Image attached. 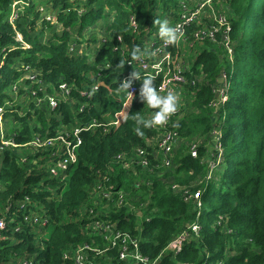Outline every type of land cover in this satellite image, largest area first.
<instances>
[{
	"label": "trees",
	"instance_id": "16d2710c",
	"mask_svg": "<svg viewBox=\"0 0 264 264\" xmlns=\"http://www.w3.org/2000/svg\"><path fill=\"white\" fill-rule=\"evenodd\" d=\"M15 1L23 4L12 24ZM204 1L0 0V109L6 139L20 145L0 150V220L6 224L0 230V264H74L69 257L81 247L105 250L109 244L91 228L99 219L118 222L139 240L141 254L159 258V264H264V0L213 4L231 25L233 61L220 45L221 34L217 43L196 42L191 51L184 44L191 66L172 119L183 144L170 167L156 153L164 130L135 131L132 117L148 119L155 111L139 99L142 81H134L137 92L123 123L109 126L125 99L122 77L138 71L131 52L148 37L162 40L154 20L167 19L174 27L184 8L194 10ZM197 28V22L186 27L190 41ZM106 64L112 70L102 74L105 86L94 93L99 67ZM28 68L36 82L24 80ZM62 85L69 89L66 98L59 95ZM153 85L158 89L159 81ZM220 85L224 102L214 90ZM49 96L59 100L54 110L37 103ZM92 123L97 126L83 129ZM65 128L80 130L78 161L53 177L50 168L60 159L54 149L31 151L25 145L36 137L56 138ZM212 137L219 149L211 151ZM139 150L150 155L149 167L135 163ZM121 155L135 164L124 169ZM100 186L112 193L111 200L99 197ZM116 192L125 194L121 207ZM192 224L200 231L190 233L184 250L163 254ZM118 257V248L90 255L95 264H116Z\"/></svg>",
	"mask_w": 264,
	"mask_h": 264
},
{
	"label": "built area",
	"instance_id": "2783aa9c",
	"mask_svg": "<svg viewBox=\"0 0 264 264\" xmlns=\"http://www.w3.org/2000/svg\"><path fill=\"white\" fill-rule=\"evenodd\" d=\"M217 0H206L203 3L199 4L196 9L190 10L189 8H184V13L179 23H177L174 28L177 29L178 33H180V39L175 44H165L163 40H159L158 37L147 38L144 45L139 47L140 58L138 60L131 61V65L136 63L138 68V73L143 75H151L154 77V80L159 81L158 91L160 93L166 94L168 90H173L178 92L179 87L187 84V78L185 73L189 71L190 64L187 65L185 60V52L183 50L184 44H187L188 49L191 51V48L194 46V43L200 41H210L212 43H217L218 34H221V43L220 45L224 46L228 56L231 61H233L234 56V48L230 38L231 25L229 23L228 18L218 12L213 4ZM23 4L21 1L13 2V11L10 18L11 23L17 19V7L18 5ZM43 11V10H42ZM48 21H55V18L49 17ZM206 21V23H204ZM197 22L198 28L193 32L192 38L193 41H190L189 37L186 36V27L190 26L192 23ZM131 26L135 30H137V24L135 19L131 20ZM17 40L23 42L22 35L18 32ZM153 39V40H151ZM151 40V41H150ZM118 42L121 45V49L123 53L128 52L129 48L124 43L123 38L121 36L118 37ZM146 44H148L146 46ZM27 46V45H25ZM4 66L3 60L0 61V78L2 74V68ZM101 74H107L111 72V66L106 64L104 66L99 67ZM29 71V76L24 77V80L27 79L29 81L36 82L37 75L35 72L26 69ZM101 75L97 76L96 84L93 85V89H95L94 93L97 92L101 83H103L101 79ZM131 78L130 75H125L122 77L121 82ZM226 77L223 76V82ZM135 79L131 87L129 88V92L132 94L133 99L137 92V87L134 84ZM204 81L203 78H197L193 80V84H200ZM219 88L214 89L215 92L220 93L221 102L226 101L227 96L224 93V89ZM14 90L17 92V87L14 86ZM85 93V92H84ZM93 93V92H92ZM69 94V89L66 85L60 86L59 95L62 98H66V95ZM36 91H32V96L36 97ZM133 99L128 96V93L125 92V99L122 104L121 110L115 114L114 120L109 124L110 127H119L126 118L128 110L133 102ZM220 102V103H221ZM38 105L47 104L49 109L54 110L59 103V100L55 96H49L44 99L38 98ZM216 107L217 105H213ZM180 110V106L177 111L169 118L168 122L159 127L163 129L164 132L161 134L158 142H157V151L159 155L163 157V163L165 166L170 167L173 164V152L175 150L176 143L178 142V133L173 127L172 119L175 118ZM3 116L4 110L0 109V150H5L6 148H17L20 145L16 144L13 139H6L4 135V125H3ZM97 126V124L92 123L85 126L83 129H90ZM158 129V127H154ZM80 130L73 129L68 130L64 129L62 134L57 136L56 138H48L43 139L41 137H36L31 143L25 145L35 151H45L52 150L53 155L60 156V159L56 161L54 165L50 168V174L53 177L63 176L70 169L71 166L77 163L78 155L77 151L82 144V140L80 138ZM59 146V147H58ZM58 148V149H57ZM148 154V153H147ZM144 150H139L136 154L137 161L136 164L142 165L144 168L150 166V159ZM192 157H197V151L193 147L191 149ZM150 156V155H149ZM123 168L128 170L132 167L133 164L131 161L127 160L125 156L121 155L117 158ZM97 194L99 197L103 199H112L111 192H105L103 186L98 188ZM118 195V206L121 207L125 202V194L123 192H116ZM196 200H200V194L197 193L194 195ZM201 207V203H199ZM10 209V208H8ZM37 222V221H36ZM6 226L3 220H0V230L4 229ZM91 228L94 229L100 236L103 237L104 241H106L110 247H107L105 250H100L94 246H84L77 249L70 259L73 260L74 264H95L90 255L101 256L104 253L108 252L109 249L118 248L119 257L117 259L116 264H159L160 260L157 258L156 260L150 261L147 257L143 256L140 251V243L139 240L130 234L122 231L118 227V222L112 221H102L101 219L95 220L92 222ZM200 231V227L197 224L190 225L185 231H183L177 238H175L165 249L163 254L171 253L174 255H178L184 250L185 244L189 240V235L191 232L198 234ZM1 235V234H0ZM68 258V257H66ZM23 264H32L31 262H25Z\"/></svg>",
	"mask_w": 264,
	"mask_h": 264
},
{
	"label": "clouds",
	"instance_id": "9594fccd",
	"mask_svg": "<svg viewBox=\"0 0 264 264\" xmlns=\"http://www.w3.org/2000/svg\"><path fill=\"white\" fill-rule=\"evenodd\" d=\"M153 23L158 26V35L165 44H175L180 39L181 34L178 33L176 28L170 26L167 19H156ZM131 58L133 60H138L140 58L139 49H134L131 52ZM134 79L142 81L139 89V99L144 104H147L150 109H155L148 119L139 115L132 117L136 123V133L138 135H143L142 128L162 127L168 122L169 118L179 107L180 97L177 92L171 89L168 90L166 94L162 95L160 91L157 90V87L153 85L154 77L148 75L141 80L140 73L133 71L131 73V78L121 82L120 85L121 89L128 93L131 100L133 96L129 92V88ZM93 91H95V89Z\"/></svg>",
	"mask_w": 264,
	"mask_h": 264
},
{
	"label": "rangeland",
	"instance_id": "374dc122",
	"mask_svg": "<svg viewBox=\"0 0 264 264\" xmlns=\"http://www.w3.org/2000/svg\"><path fill=\"white\" fill-rule=\"evenodd\" d=\"M98 38L100 39L101 38V36H99L98 35ZM151 40H153V39H151ZM150 40V41H151ZM148 44H146V46H147ZM93 46H95V45H93ZM185 58H187V53H185ZM188 60V59H187ZM185 62H186V64L187 65H189L190 64V62L189 61H186L185 60ZM3 125H4V122H3ZM3 130H4V128H3ZM203 143V140H199V141H195L193 144H192V146H195L196 144H202ZM182 144H183V142H181V141H178L177 143H176V146H175V150H178L179 148H181V146H182ZM208 147H209V150H217V149H219V145H217V143H215V139L212 137L211 139H210V142L208 143V145H207ZM30 150L31 151H34L33 149H31L30 148ZM221 158H218L217 160H216V164L215 165H217V164H219V163H221ZM1 165V164H0ZM162 176V175H161ZM49 232H50V230L47 232V235L49 234Z\"/></svg>",
	"mask_w": 264,
	"mask_h": 264
},
{
	"label": "water",
	"instance_id": "95a60500",
	"mask_svg": "<svg viewBox=\"0 0 264 264\" xmlns=\"http://www.w3.org/2000/svg\"><path fill=\"white\" fill-rule=\"evenodd\" d=\"M101 86H105V83L103 82V83H101Z\"/></svg>",
	"mask_w": 264,
	"mask_h": 264
},
{
	"label": "bare ground",
	"instance_id": "6f19581e",
	"mask_svg": "<svg viewBox=\"0 0 264 264\" xmlns=\"http://www.w3.org/2000/svg\"><path fill=\"white\" fill-rule=\"evenodd\" d=\"M48 18H49V17H48ZM48 18H47V19H48ZM97 75H101V76H102V74H101L100 72H99Z\"/></svg>",
	"mask_w": 264,
	"mask_h": 264
}]
</instances>
